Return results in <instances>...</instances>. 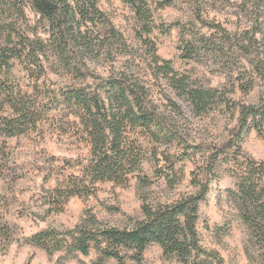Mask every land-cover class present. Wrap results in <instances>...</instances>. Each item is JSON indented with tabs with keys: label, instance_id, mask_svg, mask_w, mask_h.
I'll return each instance as SVG.
<instances>
[{
	"label": "trees",
	"instance_id": "1",
	"mask_svg": "<svg viewBox=\"0 0 264 264\" xmlns=\"http://www.w3.org/2000/svg\"><path fill=\"white\" fill-rule=\"evenodd\" d=\"M122 1L133 12L138 45L100 0H0V177L14 172L7 139L50 134L86 154L64 159L61 172L47 175L54 181L44 195L47 215L62 212L74 197L95 195L106 182L127 187L136 178L141 198V216L125 224L102 222L89 211L73 229L49 227L21 240L50 257L61 251L66 261L94 250L90 264H149L145 253L153 245L170 264H224L202 243L200 207L225 177L232 184L217 204L243 226L248 261L264 264V162L244 149L252 130L264 136V0ZM218 3L227 9V23L218 14L210 18L211 11L222 12ZM174 6L185 9L187 21L157 24L155 11ZM172 28L179 31L180 58L216 67L228 85H204L158 54L153 34ZM50 75L60 83L47 84ZM258 86L257 102L232 97L237 88L246 96ZM187 112L225 114L235 124L208 140L194 136ZM186 160L196 166L191 192L171 201L146 192L156 180L175 189L184 178L178 164ZM146 161L155 180L145 172ZM12 228L0 215L4 247L16 241ZM229 229L227 222L211 231L219 237Z\"/></svg>",
	"mask_w": 264,
	"mask_h": 264
},
{
	"label": "rangeland",
	"instance_id": "2",
	"mask_svg": "<svg viewBox=\"0 0 264 264\" xmlns=\"http://www.w3.org/2000/svg\"><path fill=\"white\" fill-rule=\"evenodd\" d=\"M217 6L222 9V4L218 3ZM100 7L129 42L138 45L133 33V12L126 4L122 0H100ZM184 10L180 6L157 9L155 20L157 24L164 23L167 26L176 21L186 22L187 14ZM226 12L227 9H222V12L211 11L210 18L218 14L216 18L227 23ZM153 38L158 47V54L164 59L171 60L178 70L191 74L193 78L210 87H221L228 83L226 76L218 72L216 67L201 62L184 61L180 58V35L177 28H172L168 33L156 30ZM16 73L18 77L24 78V73ZM49 78L51 81L48 80L47 84L55 85L61 81L54 75H50ZM262 90L263 88L258 86L245 96L237 88L232 97L240 102H257ZM187 114L190 123L196 128L197 134L194 133V136L199 137L200 134L208 140L218 138L235 124V120H230L225 114L212 112L208 116L196 117L190 112ZM7 143L12 152L11 167L14 172L8 180L0 177V215L12 224L13 238L16 241L8 247H4L0 242V264H90L98 256L94 250L88 255L77 253L75 258L66 261L63 252H56L50 257L42 248L24 243L21 236H29L49 227L65 232L73 229L89 211L102 222L119 225L129 222L132 217L141 216L140 187L136 178H133L127 187L117 186L112 182L101 183L95 195L87 199L74 197L62 212L47 215L44 195L47 189L54 186L53 180L46 181L47 175L61 172L64 159L75 162L79 155L86 154V150L74 144L72 140L50 134L45 137L32 134L9 138ZM244 149L255 159L264 162V136H259L252 130L245 139ZM144 165L145 172L155 180L153 165L151 166L148 161ZM178 165L184 168L181 184L173 190H168L163 180H156L146 190L152 198L171 201L193 190L191 179L192 172L196 168L195 164L186 160ZM231 184L232 181L225 177L219 183L214 182L207 200L201 203L202 243L207 249L216 250L223 258L224 264H251L244 251L243 226L226 205L221 209L217 204L220 191ZM2 198L5 199L3 203ZM227 222H230L229 232L224 231L219 237H215L211 229ZM145 258L149 264H170L162 259L161 249L157 245L151 246L146 251ZM108 264H116V262L109 260Z\"/></svg>",
	"mask_w": 264,
	"mask_h": 264
}]
</instances>
